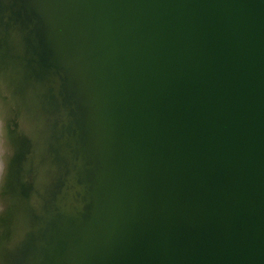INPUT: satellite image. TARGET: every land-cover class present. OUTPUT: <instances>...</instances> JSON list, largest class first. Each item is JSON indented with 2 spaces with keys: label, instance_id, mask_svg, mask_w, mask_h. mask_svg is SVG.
Wrapping results in <instances>:
<instances>
[{
  "label": "water",
  "instance_id": "water-1",
  "mask_svg": "<svg viewBox=\"0 0 264 264\" xmlns=\"http://www.w3.org/2000/svg\"><path fill=\"white\" fill-rule=\"evenodd\" d=\"M0 123V264H264V0H0Z\"/></svg>",
  "mask_w": 264,
  "mask_h": 264
},
{
  "label": "flooded vegetation",
  "instance_id": "flooded-vegetation-1",
  "mask_svg": "<svg viewBox=\"0 0 264 264\" xmlns=\"http://www.w3.org/2000/svg\"><path fill=\"white\" fill-rule=\"evenodd\" d=\"M8 158H7L8 160H7V163H6V167L4 168L3 165H2V168H3L1 170V172H2L1 173V176L2 177H3V175H6L7 176L8 173L10 172V169H11V163H10V161H11V155ZM4 171H5V173H4ZM2 177H1V180H2ZM1 184H2V181H0V211L4 212L7 208L11 207L9 204L7 205V207L5 205V203L9 200L7 195H9L8 191H9V188L10 187H9V183H7V185H4V184L1 185ZM5 247H6V244L3 247L2 236H0V251H2V249H4Z\"/></svg>",
  "mask_w": 264,
  "mask_h": 264
},
{
  "label": "bare ground",
  "instance_id": "bare-ground-1",
  "mask_svg": "<svg viewBox=\"0 0 264 264\" xmlns=\"http://www.w3.org/2000/svg\"><path fill=\"white\" fill-rule=\"evenodd\" d=\"M22 124L26 125V120L25 119H22ZM0 123V137L2 138V136H6V128L5 126ZM6 148V145H2V142L0 143V181H1V170L3 169L2 168V165H3V160L5 159V155L7 156V154L9 153V148L5 150ZM6 151V152H5ZM8 160V159H7Z\"/></svg>",
  "mask_w": 264,
  "mask_h": 264
},
{
  "label": "rangeland",
  "instance_id": "rangeland-1",
  "mask_svg": "<svg viewBox=\"0 0 264 264\" xmlns=\"http://www.w3.org/2000/svg\"><path fill=\"white\" fill-rule=\"evenodd\" d=\"M6 137V136H5ZM5 137L4 136H2V138L0 137V143L2 142V145H4L5 144ZM7 148V147H6ZM6 148H5V150H6ZM6 152V151H5ZM3 167L5 168L6 167V160H5V162H4V160H3Z\"/></svg>",
  "mask_w": 264,
  "mask_h": 264
}]
</instances>
